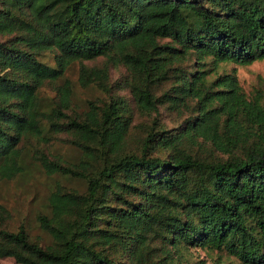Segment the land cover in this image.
<instances>
[{"label":"trees","instance_id":"obj_1","mask_svg":"<svg viewBox=\"0 0 264 264\" xmlns=\"http://www.w3.org/2000/svg\"><path fill=\"white\" fill-rule=\"evenodd\" d=\"M98 59L125 69L119 90L139 115L187 117L136 130L107 67L83 65ZM258 61L264 0H0V182L29 174V140L69 133L77 162L33 159L85 187L50 191L37 217L48 244L23 226L9 231L0 209V260L184 264L197 248L264 264V96L218 72ZM75 63L82 89L108 95L81 113L65 77ZM46 85L53 98L42 97Z\"/></svg>","mask_w":264,"mask_h":264},{"label":"rangeland","instance_id":"obj_2","mask_svg":"<svg viewBox=\"0 0 264 264\" xmlns=\"http://www.w3.org/2000/svg\"><path fill=\"white\" fill-rule=\"evenodd\" d=\"M161 41V43H163ZM43 61L51 63L50 56L47 54L43 57ZM84 66L88 68L103 69L107 67L104 59L84 62ZM79 69L80 64L75 63L65 73L66 79L73 86V108L81 113L87 108L88 101L102 102L108 99V95L104 90L97 87L93 89H82L79 85ZM108 69V86H111V94L121 97L131 109V121L136 130L142 129L144 126L151 125L155 120L166 129L177 128L187 116L176 115L170 113L165 107L159 108L158 116L145 118L138 114L131 101L128 88L119 90L123 87L121 79L126 75L125 69L122 67H114L109 65ZM219 73H234L237 80L246 94H251L255 90H260L264 96V62H254L246 66H238L234 64H221L218 68ZM213 74V72H210ZM61 83H58V85ZM55 86L46 85L42 89V97L46 99L53 98ZM70 117H74L72 112H68ZM68 119L65 120L67 123ZM135 133L133 129L132 134ZM48 141H37L34 139L25 143L27 152V161L30 163L29 174L24 177L17 178L10 182H0V209L6 210L5 225L9 231H16L17 228L23 226L31 237L40 238L44 244L50 242V238L39 228L37 217L41 214H47V197L55 184L64 186L71 190L85 189L83 183L73 178H64L60 176H47L39 167L37 161L33 157L44 154L50 161L59 160L63 163H75L80 157V151L72 144V138L69 133H60L58 135H49ZM187 262L184 264H238L234 259L217 252L205 251L201 249H191L185 254ZM0 264H15L12 259L0 260Z\"/></svg>","mask_w":264,"mask_h":264}]
</instances>
